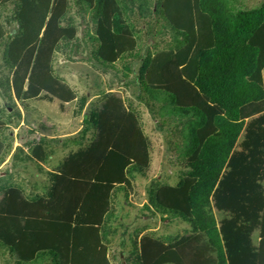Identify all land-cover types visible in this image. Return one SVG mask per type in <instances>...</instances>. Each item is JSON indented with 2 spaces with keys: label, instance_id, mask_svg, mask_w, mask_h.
Segmentation results:
<instances>
[{
  "label": "trees",
  "instance_id": "trees-1",
  "mask_svg": "<svg viewBox=\"0 0 264 264\" xmlns=\"http://www.w3.org/2000/svg\"><path fill=\"white\" fill-rule=\"evenodd\" d=\"M123 1L73 0L78 14L90 13L95 20L92 55L106 69L136 52ZM234 1L159 2L166 25L180 41L147 59L139 85L151 99L167 103L171 114L192 119L186 158L190 177L164 196L148 190L146 208L151 215L188 224L192 235L174 244L145 238L134 264H227L210 197L244 119L264 111V5L235 9ZM7 6L16 10L18 31L9 38L0 20V43L8 37L3 64L11 72L0 87L22 106L74 101V92L51 70L54 53L77 36L68 17L70 0H0V11ZM94 125L97 135L90 146L66 157L51 175L47 198L28 200L11 187L0 204V246L22 261L111 264L102 239L110 198L115 190L127 189L129 176L146 177L150 144L136 115L116 97L106 100ZM4 130L0 122V163L6 154ZM36 149L42 153L40 145L33 152L42 161ZM262 218L258 264H264ZM200 236L206 246L197 249Z\"/></svg>",
  "mask_w": 264,
  "mask_h": 264
},
{
  "label": "rangeland",
  "instance_id": "rangeland-1",
  "mask_svg": "<svg viewBox=\"0 0 264 264\" xmlns=\"http://www.w3.org/2000/svg\"><path fill=\"white\" fill-rule=\"evenodd\" d=\"M160 1H123L127 8L124 17L135 35L137 48L134 57H126L106 69L92 55L96 45L90 36L96 31L95 20L90 13L78 14L70 0L68 17L77 36L68 45L61 44L54 53L51 70L74 92L71 103L38 100L22 106L0 87V122L5 123L1 141L6 153L0 163V204L11 187L18 188L28 200L47 198L52 190L51 175L59 171L65 158L94 141L96 114L109 97L120 99L136 115L150 144V166L146 177L129 176L127 189L115 190L111 195L102 228L111 264H134L145 238L174 244L192 235L188 224L172 217L151 215L146 208L148 190L157 189L164 196V192L177 189L190 177L186 158L188 125L192 119L171 114L167 103L161 98L151 99L139 85L147 59L157 52L175 49L180 41L166 25ZM232 5L235 9H253L264 5V0H236ZM15 15L11 6L0 11L9 38L18 31ZM8 37L0 43V81L11 79V72L3 64ZM262 75L264 84V70ZM244 120L210 197L227 264H258L264 215V111L258 110ZM37 145L42 153L38 149L35 152L42 161L33 152ZM205 242L200 236L197 249L205 248ZM207 256H212L209 250ZM0 264L52 262L46 258L24 262L0 246Z\"/></svg>",
  "mask_w": 264,
  "mask_h": 264
},
{
  "label": "crops",
  "instance_id": "crops-1",
  "mask_svg": "<svg viewBox=\"0 0 264 264\" xmlns=\"http://www.w3.org/2000/svg\"><path fill=\"white\" fill-rule=\"evenodd\" d=\"M217 224H219L218 221H217ZM256 231H257V230H256ZM219 234H220V233H219ZM256 234H258V233H256ZM221 236H222V234H221ZM221 236H220V237H221ZM222 239H223V237H222ZM222 239H221V240H222ZM251 239H252V238H251ZM258 241H259V238H257L255 242L258 243ZM224 246H225V244H224ZM223 248H224V247H223ZM225 248H226V247H225ZM225 255H226V259L228 260V258H227V254H226V251H225Z\"/></svg>",
  "mask_w": 264,
  "mask_h": 264
}]
</instances>
